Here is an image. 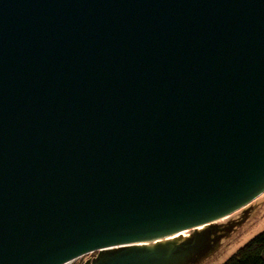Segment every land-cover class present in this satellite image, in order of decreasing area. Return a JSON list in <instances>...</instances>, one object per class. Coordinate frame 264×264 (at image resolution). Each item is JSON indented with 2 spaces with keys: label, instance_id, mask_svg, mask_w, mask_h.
<instances>
[{
  "label": "water",
  "instance_id": "95a60500",
  "mask_svg": "<svg viewBox=\"0 0 264 264\" xmlns=\"http://www.w3.org/2000/svg\"><path fill=\"white\" fill-rule=\"evenodd\" d=\"M264 192V0H0V264H178Z\"/></svg>",
  "mask_w": 264,
  "mask_h": 264
},
{
  "label": "rangeland",
  "instance_id": "374dc122",
  "mask_svg": "<svg viewBox=\"0 0 264 264\" xmlns=\"http://www.w3.org/2000/svg\"><path fill=\"white\" fill-rule=\"evenodd\" d=\"M264 230V193L204 229L190 228L183 237L184 259L178 264H221L250 238ZM121 248L87 252L69 264H98Z\"/></svg>",
  "mask_w": 264,
  "mask_h": 264
},
{
  "label": "trees",
  "instance_id": "16d2710c",
  "mask_svg": "<svg viewBox=\"0 0 264 264\" xmlns=\"http://www.w3.org/2000/svg\"><path fill=\"white\" fill-rule=\"evenodd\" d=\"M221 264H264V230L250 238Z\"/></svg>",
  "mask_w": 264,
  "mask_h": 264
},
{
  "label": "bare ground",
  "instance_id": "6f19581e",
  "mask_svg": "<svg viewBox=\"0 0 264 264\" xmlns=\"http://www.w3.org/2000/svg\"><path fill=\"white\" fill-rule=\"evenodd\" d=\"M229 215H231V213H226L224 215H221L220 217L215 218L214 220H211L209 222H200V223H197V224L193 225L192 227L195 228V229H198V230L199 229H204L206 226H208V224H210V222H214L216 220L223 219L224 217H227ZM187 230H189V229H187V227H184V228L177 227V228H173V229H171L169 231H165V232H162V233H159V234H153V235H149V236H146V237H140L138 239H135L133 241H130V243H132V244L145 243V242H149V241H153V240L165 238L170 232H179L184 237ZM65 264H69V263H65Z\"/></svg>",
  "mask_w": 264,
  "mask_h": 264
}]
</instances>
